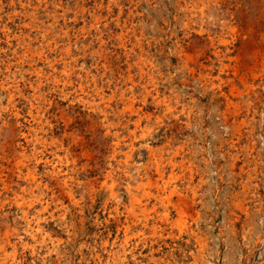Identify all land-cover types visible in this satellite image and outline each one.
Here are the masks:
<instances>
[{
    "label": "rangeland",
    "instance_id": "374dc122",
    "mask_svg": "<svg viewBox=\"0 0 264 264\" xmlns=\"http://www.w3.org/2000/svg\"><path fill=\"white\" fill-rule=\"evenodd\" d=\"M20 1L0 264H264V0Z\"/></svg>",
    "mask_w": 264,
    "mask_h": 264
},
{
    "label": "bare ground",
    "instance_id": "6f19581e",
    "mask_svg": "<svg viewBox=\"0 0 264 264\" xmlns=\"http://www.w3.org/2000/svg\"><path fill=\"white\" fill-rule=\"evenodd\" d=\"M20 1V0H19ZM21 2V1H20ZM55 3V2H54ZM82 4V3H81ZM102 4V3H101ZM32 6H34V5H32ZM57 6V5H56ZM89 6V5H88ZM101 6V5H100ZM48 9V8H47ZM87 9V8H86ZM92 9V8H91ZM27 11V10H26ZM63 17V16H62ZM41 20V19H40ZM106 20V19H105ZM51 22V21H50ZM62 25V24H61ZM6 27V26H5ZM60 27V26H59ZM98 27V26H97ZM65 30V29H64ZM40 33V32H39ZM67 33V32H66ZM83 34V33H82ZM42 35V34H41ZM70 35V34H69ZM27 36V35H26ZM98 36V35H97ZM104 36V35H103ZM29 38H31V37H29ZM71 39V38H70ZM74 39V38H73ZM50 40H52V39H50ZM49 41V40H48ZM24 42H25V39H24ZM55 44V43H54ZM49 45V44H48ZM66 47V46H65ZM42 48V47H41ZM58 49H59V47H58ZM56 50V49H55ZM46 51V50H45ZM32 53V52H31ZM45 53V52H44ZM68 54V53H67ZM65 56V55H64ZM67 56V55H66ZM41 57V56H40ZM48 57V56H47ZM64 59V58H63ZM61 60V59H60ZM63 61V60H62ZM48 64V63H47ZM66 64V63H65ZM99 65V64H98ZM96 66V65H95ZM32 67V66H31ZM34 67V66H33ZM66 67V66H65ZM56 69V68H55ZM35 70V69H34ZM42 70V69H41ZM70 70V69H69ZM97 71V70H96ZM41 72V71H40ZM78 74V73H77ZM110 78V77H109ZM39 79V78H38ZM70 80V79H69ZM52 81V80H51ZM87 81H89V80H87ZM54 83V82H53ZM80 83V82H79ZM86 84V83H85ZM30 85V84H29ZM72 85H74L73 83H72ZM78 86V85H77ZM32 87V86H31ZM102 87V86H101ZM5 88V87H4ZM14 88V87H13ZM39 89V88H38ZM232 90V89H231ZM8 91V90H7ZM99 93V92H98ZM10 94V93H9ZM11 98V97H10ZM28 100V99H27ZM29 102V101H28ZM30 105V104H29ZM32 106V105H31ZM115 134V133H114ZM112 142V141H111ZM18 173V172H17ZM18 175V174H17ZM20 176V175H19ZM21 187V186H20ZM24 213V212H23Z\"/></svg>",
    "mask_w": 264,
    "mask_h": 264
}]
</instances>
